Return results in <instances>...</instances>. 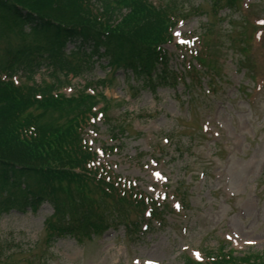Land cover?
Wrapping results in <instances>:
<instances>
[{
  "label": "rangeland",
  "instance_id": "374dc122",
  "mask_svg": "<svg viewBox=\"0 0 264 264\" xmlns=\"http://www.w3.org/2000/svg\"><path fill=\"white\" fill-rule=\"evenodd\" d=\"M169 4L185 17H176L165 45L167 84L137 87L97 68L61 90L93 94L89 80L105 77V99L94 91L98 127L86 139L116 188L129 183L147 206L91 186L98 230L58 239L45 228L52 210L44 204L4 215L0 264H182L221 244L238 254L264 250V0L231 10L216 0ZM21 38L0 33V60ZM68 204L82 214L77 201Z\"/></svg>",
  "mask_w": 264,
  "mask_h": 264
},
{
  "label": "trees",
  "instance_id": "16d2710c",
  "mask_svg": "<svg viewBox=\"0 0 264 264\" xmlns=\"http://www.w3.org/2000/svg\"><path fill=\"white\" fill-rule=\"evenodd\" d=\"M224 1L227 7L235 3ZM95 2L0 0V33L23 37L0 60V77L8 78H0V216L35 210L47 202L53 209L47 225L61 235L85 232L96 221L89 197L93 154L81 132L98 102L83 90L68 97L58 93L64 79L88 77L96 64L121 70L138 85L149 84L147 79L168 68L169 57L160 44L170 40L177 17L170 4L156 7L144 0H108L98 2L96 8ZM101 14L106 21L99 19ZM42 71L49 83L34 84L33 78ZM13 76L31 84L15 86ZM70 187L76 190L81 215L65 205L66 200L76 201L63 199ZM221 252L209 264L247 262ZM253 263L264 264V253L255 254ZM183 264L195 263L184 259Z\"/></svg>",
  "mask_w": 264,
  "mask_h": 264
}]
</instances>
